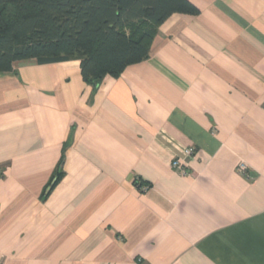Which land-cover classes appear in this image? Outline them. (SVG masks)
<instances>
[{"label": "crops", "instance_id": "obj_1", "mask_svg": "<svg viewBox=\"0 0 264 264\" xmlns=\"http://www.w3.org/2000/svg\"><path fill=\"white\" fill-rule=\"evenodd\" d=\"M190 1L96 85L0 73V264H264V0Z\"/></svg>", "mask_w": 264, "mask_h": 264}, {"label": "trees", "instance_id": "obj_2", "mask_svg": "<svg viewBox=\"0 0 264 264\" xmlns=\"http://www.w3.org/2000/svg\"><path fill=\"white\" fill-rule=\"evenodd\" d=\"M197 12L190 0H0V73L17 60L78 59L83 80L96 85L146 59L169 16Z\"/></svg>", "mask_w": 264, "mask_h": 264}, {"label": "built area", "instance_id": "obj_3", "mask_svg": "<svg viewBox=\"0 0 264 264\" xmlns=\"http://www.w3.org/2000/svg\"><path fill=\"white\" fill-rule=\"evenodd\" d=\"M192 151H193V148H191V147L190 148H179V155L186 157V156L191 155ZM171 164L174 168H176V170H178L179 173H181L183 175L187 174L186 168L184 166H182L180 156H177V157L175 156V158L173 159ZM237 171L239 173L245 175L246 177L250 176L249 170H248L246 164L243 162H239V164L237 165Z\"/></svg>", "mask_w": 264, "mask_h": 264}]
</instances>
